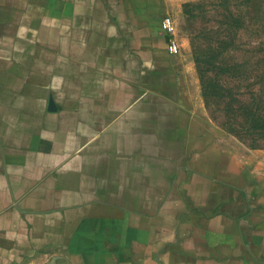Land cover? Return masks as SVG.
I'll return each mask as SVG.
<instances>
[{"label": "crops", "instance_id": "crops-1", "mask_svg": "<svg viewBox=\"0 0 264 264\" xmlns=\"http://www.w3.org/2000/svg\"><path fill=\"white\" fill-rule=\"evenodd\" d=\"M179 6L0 0V264H264V173L168 53Z\"/></svg>", "mask_w": 264, "mask_h": 264}, {"label": "rangeland", "instance_id": "rangeland-1", "mask_svg": "<svg viewBox=\"0 0 264 264\" xmlns=\"http://www.w3.org/2000/svg\"><path fill=\"white\" fill-rule=\"evenodd\" d=\"M181 52L192 61L203 116L246 172L264 173V0H174Z\"/></svg>", "mask_w": 264, "mask_h": 264}, {"label": "built area", "instance_id": "built-area-1", "mask_svg": "<svg viewBox=\"0 0 264 264\" xmlns=\"http://www.w3.org/2000/svg\"><path fill=\"white\" fill-rule=\"evenodd\" d=\"M160 33L167 38V51L172 55L180 52L176 39V30L172 17L165 16L160 23Z\"/></svg>", "mask_w": 264, "mask_h": 264}]
</instances>
